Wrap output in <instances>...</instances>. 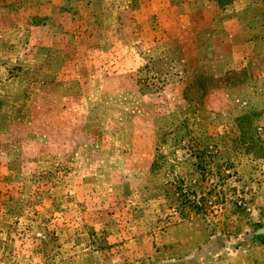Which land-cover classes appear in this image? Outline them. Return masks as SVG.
Here are the masks:
<instances>
[{
	"label": "rangeland",
	"instance_id": "obj_1",
	"mask_svg": "<svg viewBox=\"0 0 264 264\" xmlns=\"http://www.w3.org/2000/svg\"><path fill=\"white\" fill-rule=\"evenodd\" d=\"M0 264H264V0H0Z\"/></svg>",
	"mask_w": 264,
	"mask_h": 264
}]
</instances>
